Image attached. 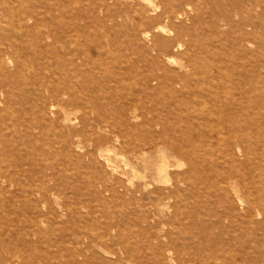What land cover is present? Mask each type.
<instances>
[{"label": "rangeland", "instance_id": "1", "mask_svg": "<svg viewBox=\"0 0 264 264\" xmlns=\"http://www.w3.org/2000/svg\"><path fill=\"white\" fill-rule=\"evenodd\" d=\"M0 264H264V0H0Z\"/></svg>", "mask_w": 264, "mask_h": 264}, {"label": "bare ground", "instance_id": "2", "mask_svg": "<svg viewBox=\"0 0 264 264\" xmlns=\"http://www.w3.org/2000/svg\"><path fill=\"white\" fill-rule=\"evenodd\" d=\"M159 17L160 18H165L167 19V22L171 21L172 20V16L170 14H168L166 11H164L163 13L159 14ZM246 24V23H244ZM251 31H254L255 30V27L253 26L252 28H250ZM165 167H166V164L165 163H162L158 169V173L161 175L164 171H165ZM166 172V171H165Z\"/></svg>", "mask_w": 264, "mask_h": 264}]
</instances>
